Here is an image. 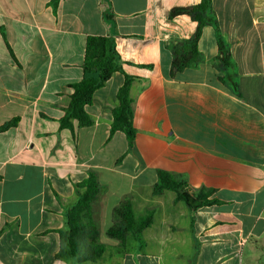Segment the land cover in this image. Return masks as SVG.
<instances>
[{
    "label": "crops",
    "instance_id": "obj_1",
    "mask_svg": "<svg viewBox=\"0 0 264 264\" xmlns=\"http://www.w3.org/2000/svg\"><path fill=\"white\" fill-rule=\"evenodd\" d=\"M201 0H0V264H264V0H212L234 66L218 60L206 26L196 66L171 74L173 42L197 22L172 9ZM108 17V18H107ZM89 36L113 37L122 71L93 94L91 126L75 137L60 119L83 78ZM132 78L134 126L111 138L113 110ZM238 83V91L234 83ZM158 170L184 175L220 201L193 220L177 193H154ZM95 171L105 250L95 261L59 258L75 185ZM125 196L153 215L141 247L107 235Z\"/></svg>",
    "mask_w": 264,
    "mask_h": 264
},
{
    "label": "trees",
    "instance_id": "obj_2",
    "mask_svg": "<svg viewBox=\"0 0 264 264\" xmlns=\"http://www.w3.org/2000/svg\"><path fill=\"white\" fill-rule=\"evenodd\" d=\"M60 1L51 0V4L57 7ZM179 15H187L197 22V29L191 39L173 42L172 75L199 63L201 54L198 50V43L206 26H212L215 29L219 49L218 60L225 68L234 66L230 45L220 31L212 0H201L196 5L172 9L171 18ZM0 32L4 34L2 28H0ZM117 71H122V61L116 49L115 39L105 36H89L83 62V78L80 82L72 85L74 91L70 96L64 116L60 119L61 129H69L75 137L74 121L78 122L79 127L93 125L94 120L85 111V106L91 104L94 92ZM131 81L132 78L127 76L125 84L118 92V104L113 110L110 132V138L117 131L123 132L127 137L129 150L133 147L137 135L134 126L133 100L130 97ZM234 86L238 91L237 82L234 83ZM17 123V118L5 123L0 127V132L16 126ZM75 187L77 199L65 211L66 227L59 231L60 250L57 256L71 258L76 263L95 261L105 250V244L100 241L99 221L96 214V206L103 186L99 182L97 173L90 171L88 176L77 183ZM164 190H172L177 193L178 199L183 200L190 208L193 220L200 208L220 203L216 198H212L214 190L193 189L184 175L158 170L154 193L160 194ZM113 217L114 224L108 229L107 235L119 240L120 248H124L128 236H133L141 247L145 244L142 232L151 225L152 213L146 212L135 217L132 212L131 199L129 196H125L114 208Z\"/></svg>",
    "mask_w": 264,
    "mask_h": 264
}]
</instances>
